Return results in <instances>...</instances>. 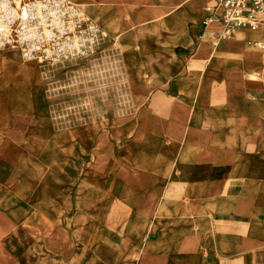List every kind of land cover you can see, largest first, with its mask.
<instances>
[{"label":"crops","instance_id":"1","mask_svg":"<svg viewBox=\"0 0 264 264\" xmlns=\"http://www.w3.org/2000/svg\"><path fill=\"white\" fill-rule=\"evenodd\" d=\"M77 1L129 82L125 115L110 117L121 134L110 199H86L85 169L39 167L54 125L24 124L20 92L0 77V264H38L59 247L69 264H84L87 250L100 259L89 264H264V29L220 37V22L204 24L215 0ZM71 128L84 154L85 124L63 134ZM119 145L133 194L121 218Z\"/></svg>","mask_w":264,"mask_h":264},{"label":"rangeland","instance_id":"2","mask_svg":"<svg viewBox=\"0 0 264 264\" xmlns=\"http://www.w3.org/2000/svg\"><path fill=\"white\" fill-rule=\"evenodd\" d=\"M70 1L80 7L85 19L83 21L85 29L86 24L94 21L87 14V5L78 3L77 0ZM89 34L90 32H86V37ZM90 36L82 54L58 63L26 60L21 52L14 48L0 50V77L4 78L8 92H20L24 124L36 126L39 123L44 125L45 122H52L54 125L53 139H44L43 142L48 151L37 154L39 167L54 168L60 171L58 174H62L65 168L85 169L86 199H101L104 203L110 199L108 173L111 140L118 135L120 142L121 137L119 127L116 128L111 123L110 117L125 115L129 82L125 78L116 50L112 52L107 48L99 50V41L91 43ZM26 105H29L28 111L25 109ZM77 124H85V153L80 155L72 146L73 140L77 139L78 130L71 128L69 132L66 130L63 134V127H73ZM125 151L123 145H119L117 162L114 161V169L118 170V191L117 194L114 193V197H117L120 218L127 215L125 207L133 195L131 189L126 186ZM54 180L59 181L55 183L57 187L63 186L61 182L63 176H56ZM70 185L72 187L74 184ZM26 189L24 187V190ZM25 211L27 215L29 210ZM102 227L109 228V224H103ZM118 228L119 233L125 234L127 228L128 234L133 233L132 225H119ZM146 232L147 230L144 233ZM137 243L140 252L142 241L139 240ZM42 244L43 250H47L45 243ZM96 245L99 246L97 241L87 242V247H91L92 250ZM10 247H14V240L6 241V248ZM59 252L60 247L53 252L43 251L38 264H69L68 258L60 256ZM89 252L86 251L84 264H89L91 258L100 262L97 256L93 257V251L91 254Z\"/></svg>","mask_w":264,"mask_h":264},{"label":"built area","instance_id":"3","mask_svg":"<svg viewBox=\"0 0 264 264\" xmlns=\"http://www.w3.org/2000/svg\"><path fill=\"white\" fill-rule=\"evenodd\" d=\"M79 8L70 0H0V50L18 49L24 59L39 62L78 57L98 30L94 21L83 28ZM210 21L221 23L217 34L224 38L241 28L264 29V0H215L207 6L204 24Z\"/></svg>","mask_w":264,"mask_h":264},{"label":"bare ground","instance_id":"4","mask_svg":"<svg viewBox=\"0 0 264 264\" xmlns=\"http://www.w3.org/2000/svg\"><path fill=\"white\" fill-rule=\"evenodd\" d=\"M73 4L76 5L75 3H73ZM94 37H95L94 35L90 37L89 40H90L91 43H93V42L95 41V38H94ZM92 49H93V48H92Z\"/></svg>","mask_w":264,"mask_h":264}]
</instances>
